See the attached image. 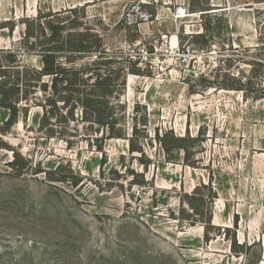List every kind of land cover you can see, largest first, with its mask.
Returning a JSON list of instances; mask_svg holds the SVG:
<instances>
[{
	"label": "rangeland",
	"instance_id": "1",
	"mask_svg": "<svg viewBox=\"0 0 264 264\" xmlns=\"http://www.w3.org/2000/svg\"><path fill=\"white\" fill-rule=\"evenodd\" d=\"M253 3L258 34H230ZM52 34L65 48L101 40L127 69L109 99L118 117L126 107V138L98 150L81 109L42 127L51 88L8 132L0 109V264H264V0H0V50L22 65L42 68ZM197 187L198 204L216 196L208 234L188 218Z\"/></svg>",
	"mask_w": 264,
	"mask_h": 264
},
{
	"label": "trees",
	"instance_id": "2",
	"mask_svg": "<svg viewBox=\"0 0 264 264\" xmlns=\"http://www.w3.org/2000/svg\"><path fill=\"white\" fill-rule=\"evenodd\" d=\"M204 11L209 12L212 10L207 9ZM34 37V35H28L29 39ZM84 38L86 36L80 34L79 40L75 44L65 48L64 45H59L62 34H52L49 41L54 45L43 52L42 68L40 70L22 65L16 52L0 50V109L9 112L3 131H10L18 123L22 112L20 106L22 102L27 104L30 100V95L35 94L38 89L47 92L48 88H51L53 96L58 98L56 101H52L50 98L46 100L42 127L45 122H49L52 119H55L56 124L59 125L75 121V110L81 109L83 114L82 121L92 124L90 125L92 127L97 126L93 135L99 136L101 131H104L102 136H96L93 139L98 150H103L105 140L126 138V130L123 128L126 123V107L121 104L120 107L123 114L118 117L115 113V107L111 106L109 99L116 96V100L118 102L121 101L127 89V69L116 66V61L103 50L101 40H99L97 45H90ZM195 38L204 39L205 37L203 34L192 35V39ZM203 42V44H207V42ZM64 51L69 52V56H66V62H62L59 59L60 53ZM77 54L94 55L96 59L92 64L93 67H69L68 65L74 63L72 56ZM262 66L264 67V65ZM130 72L136 74L134 70H130ZM260 77L262 78L261 82L263 81L264 84V76ZM45 78L50 79V87H48V82L44 81ZM249 85H251L250 81L244 87ZM59 86L63 87L61 91ZM235 89L243 90L244 88L241 86ZM59 103H63V105L60 106ZM25 109H28V107ZM120 125H122V128H118ZM85 137L89 140V146H92L93 143L90 142L92 136H87L86 134ZM13 166L19 167L20 170L24 169V165L19 164L17 161ZM50 180L68 182L66 178H50ZM200 188L197 187L195 189L193 196H186L192 209V213L188 215V218L193 225L202 223L206 234H208L210 229H212L211 215L209 214L210 216L205 221L201 219L205 215V206L209 207V204L213 202V198H216V196H206V198L202 196L200 204H198L199 200L196 198L199 196ZM203 188H206V186ZM207 213H210L209 209Z\"/></svg>",
	"mask_w": 264,
	"mask_h": 264
},
{
	"label": "crops",
	"instance_id": "3",
	"mask_svg": "<svg viewBox=\"0 0 264 264\" xmlns=\"http://www.w3.org/2000/svg\"><path fill=\"white\" fill-rule=\"evenodd\" d=\"M168 1L179 3L183 0ZM258 6L259 3H253L247 5L243 10H238L235 16H232V18H230V34H258L257 20L253 14L255 9H258ZM172 37H174L175 39L177 35H173Z\"/></svg>",
	"mask_w": 264,
	"mask_h": 264
},
{
	"label": "built area",
	"instance_id": "4",
	"mask_svg": "<svg viewBox=\"0 0 264 264\" xmlns=\"http://www.w3.org/2000/svg\"><path fill=\"white\" fill-rule=\"evenodd\" d=\"M186 9L185 8H182V7H178L177 9H176V15L179 17L178 19H181L180 18V15H184V14H186ZM132 17V15H130V17L129 18H131ZM179 51V50H178Z\"/></svg>",
	"mask_w": 264,
	"mask_h": 264
},
{
	"label": "bare ground",
	"instance_id": "5",
	"mask_svg": "<svg viewBox=\"0 0 264 264\" xmlns=\"http://www.w3.org/2000/svg\"><path fill=\"white\" fill-rule=\"evenodd\" d=\"M132 82V80L130 79V83Z\"/></svg>",
	"mask_w": 264,
	"mask_h": 264
}]
</instances>
